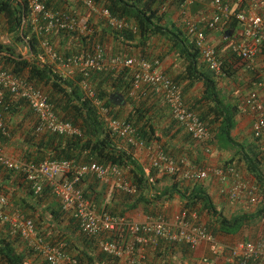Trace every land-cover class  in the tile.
Returning a JSON list of instances; mask_svg holds the SVG:
<instances>
[{"label": "trees", "instance_id": "obj_1", "mask_svg": "<svg viewBox=\"0 0 264 264\" xmlns=\"http://www.w3.org/2000/svg\"><path fill=\"white\" fill-rule=\"evenodd\" d=\"M43 1L48 10L69 12L79 21L87 22L89 27H95L96 31L90 36H83L77 30L65 31L58 28L49 33L43 28L46 25L43 19L39 24L42 28L36 30L37 26L32 23L30 10L26 5L15 0H0V23L4 19L1 23L3 31L11 36L9 44L0 43V68L21 75L29 83L45 90L57 116L80 128L81 134L65 136L50 130L39 132L37 126L40 121L27 100L6 92L0 108L5 125V131L0 129V144L9 151V144L15 136H19L21 143L19 147H15L16 150L12 154L36 165L46 160H71L78 164L97 162L117 166L127 178L137 184L138 194L119 192L114 183L101 184L95 175H87L77 185L83 195L95 202L100 210L105 209L115 215L126 214L131 217L128 212H135L140 205L148 212V206L158 207L157 200L166 201L172 197L170 194L177 192L185 199L183 208L196 211L199 222L213 235H235L248 227L254 228L255 233L243 239L255 241L262 237L264 207L254 213L226 216L217 208L213 197L203 185L208 179L187 180L179 174L174 175L171 177L178 181V185L172 186V193L169 190L165 194H158L156 190L153 197H148L150 188L145 169L150 165L152 156L143 150L149 160L145 165L136 157L139 151L136 147L118 148L116 138L108 130L104 117L99 114L100 109L96 107L94 100L86 95L80 84L84 78L83 74L77 71L72 76H64L55 72L51 63L50 65L43 62L40 58H24L22 53L17 52V46L27 45L28 40L31 51L37 54L42 49V39L47 38L65 58L74 52H93L98 44L109 54L155 57L162 62L176 54L178 60L184 64L183 70L176 76L166 73L181 87V95L189 110L197 113L208 127L211 136L205 144V150L209 153V158L202 155L203 158L197 159L193 156L194 148L203 147L204 143L192 138L185 129V123L174 117L171 105L161 94L154 91L152 86L144 84L135 94H131L135 77L128 68L116 65L105 71H91L87 79L95 91L96 98L100 99L104 106L111 108L110 114L113 118H124L131 122L137 127L143 140L148 144H160L164 151L175 159L186 157L195 165L204 167L214 165L210 156L234 150L233 157L225 159L220 167L234 166L243 180L257 187V201H252L249 190L237 200L247 197L251 203L259 204L263 200L261 192L264 190V173L261 169L264 162V145L254 135L256 142L250 143L235 136L236 117L241 111L237 104L229 102L226 95L222 94L217 77L234 78L235 90L246 92L241 102L243 107L250 91L264 82V42L257 54L256 64L249 67L248 61L228 49L229 42L222 41L217 50L223 65L221 72L216 74L208 68L201 52L191 42L188 29L182 24L184 15L174 11V4H171L168 10H163L166 0H93L96 5L103 6L112 16L126 23V27L120 29L102 19V30L97 29L91 21L90 8L83 0ZM175 4L180 5L176 2ZM203 9L204 3L192 6L194 16L201 14ZM224 26L221 31L223 34L233 33L238 28V23L226 22ZM207 33L210 31L207 30ZM110 42L113 44L112 49ZM152 50H157V53L152 54ZM239 73L241 78L238 77ZM199 81L204 84L201 97L192 102L188 101L185 93ZM19 116H23L20 121ZM180 139L186 145L177 144L176 141ZM248 147L251 152H247ZM242 162L246 163L247 175L238 167V163ZM152 172L159 174L156 168H152ZM234 176L232 174L230 180L236 179ZM38 185L41 186L39 191ZM53 190L46 177L34 180L22 169L0 166V193H5L10 198L8 212L19 210L28 218L34 219L48 243L63 244L64 250L76 258L78 264H130L102 252L96 238L81 229L79 222L72 216L71 211L63 208L59 196ZM11 205L14 206L12 210ZM114 237L118 238V235L113 234L112 238ZM150 248L154 250V254L152 258L147 257L149 264H173L171 261L178 252L181 260L187 261L188 264L195 263L196 249L189 245L159 239L157 246ZM34 253L20 237L9 233V226L0 227V264H24L28 259H36L38 264H50L46 260L35 258ZM161 260L164 263H161ZM252 264H264V259Z\"/></svg>", "mask_w": 264, "mask_h": 264}, {"label": "built area", "instance_id": "obj_2", "mask_svg": "<svg viewBox=\"0 0 264 264\" xmlns=\"http://www.w3.org/2000/svg\"><path fill=\"white\" fill-rule=\"evenodd\" d=\"M15 1L28 7L32 23L37 26L36 30L42 28L39 24L43 19L46 24L43 28L49 33L58 28L65 31L77 30L83 36H90L96 31L95 27H89L87 22L79 21L69 12L48 10L43 0ZM83 1L92 12L102 14L109 25L120 29L126 27L124 21L112 16L109 10L96 5L93 0ZM196 3H204V9L201 14L194 16L192 6ZM171 4L175 5L174 11L184 15L182 24L186 25L191 42L201 52L203 60L211 71L218 74L222 70L223 63L217 50V46L222 41L229 42L228 49L248 61L249 67H254L257 54L264 42V0H166L163 10H168ZM233 21L238 23V28L233 33L224 32L223 34L221 31L225 27L224 23ZM207 30L210 33H207ZM10 42L11 36L3 31L0 23V43L9 44ZM41 47V51L34 54L27 40L22 55L24 58L35 57L43 62L51 63L54 71L64 76H72L77 71L82 73L84 78L80 84L87 94L94 96V103L100 108L108 130L117 140L118 148L128 149V146H134L152 156L150 165L145 169L150 188L148 197L154 196L155 186L160 176L179 174L182 178L196 181L215 177L227 186L226 191L232 200L241 198L243 193L249 190L252 201H257L258 196L255 194L257 187L243 180L234 166H198L186 157L175 159L168 155L158 143L148 144L131 122L110 116L108 108L96 98L95 91L87 79L91 71H105L116 65L128 68L135 77L131 94H135L144 84L152 86L153 90L161 94L171 105L174 117L185 123V129L192 138L205 145L211 136L208 127L197 113L189 110L181 95V87L165 72L161 60L139 55L127 57L109 54L101 44L96 45L93 52H74L65 58L56 51L52 41L47 38L42 39ZM261 88L264 90V82L250 91L242 109L252 119L253 135L264 145V96L260 92ZM6 92L27 100L40 121L37 126L39 132L50 130L65 136L81 134L78 127L57 116L45 90L29 83L21 75L18 76L8 69L0 68V108L4 103ZM0 129L5 131L1 113ZM0 166L7 169H22L34 180L46 177L53 186L55 194L59 196L63 208L71 211L84 232L96 238L99 249L127 263L149 264L147 251L150 247H156L159 239L183 243L193 249L208 243L213 254H228L227 260L230 264H252L264 259V235L255 241L242 239L231 245L226 244L207 231L199 222L196 211L182 208L171 218L150 215L145 220L139 221L126 214L115 215L105 209H98L96 203L86 198L77 187L82 178L87 175L97 176L102 183H114L119 192L131 195L139 192L137 184L113 164L97 162L78 164L71 160H46L36 165L14 156L0 144ZM152 168H156L159 174H153ZM232 174L236 177L233 181L230 180ZM40 189L41 186L38 185V191ZM9 206V196L1 192L0 227L9 226V233L20 237L35 252V258L46 260L50 264H78L77 259L64 250L63 244L47 242L34 219L28 218L19 210L8 212ZM113 234L118 235V238H112ZM24 264L38 263L36 259H28Z\"/></svg>", "mask_w": 264, "mask_h": 264}, {"label": "crops", "instance_id": "obj_3", "mask_svg": "<svg viewBox=\"0 0 264 264\" xmlns=\"http://www.w3.org/2000/svg\"><path fill=\"white\" fill-rule=\"evenodd\" d=\"M102 15V14H101ZM103 16V15H102ZM104 17V16H103ZM103 17H100L99 14H95L92 15V19L91 21L93 23H96L97 28L100 30H102V28L104 27V23L102 21V19H104ZM219 33V32H218ZM112 49V42L109 43ZM159 44V41H158ZM153 45V43H152ZM155 45V43H154ZM151 52H153L152 54H156L157 50H152ZM139 53V52H138ZM181 60L177 58V55H172L171 57L164 59L163 63V67L164 70L166 72H168L170 75L176 76L178 73H180L183 68H184V64H182L180 62ZM201 67V66H200ZM201 69H203L201 67ZM205 69V68H204ZM203 69V70H204ZM240 77V73L239 76ZM220 83V88L222 91V94H225L228 101L229 102H233L235 104L238 105V107L240 108V113L238 114V116L236 117V130H235V136L237 138H239L240 140H248V143L250 142H256L254 141V137H253V133H252V119L251 117L242 109V99L244 97V95L246 94V92L241 91V90H235V81L233 77H217ZM241 78V77H240ZM254 89V88H253ZM204 90V84L203 81H199L191 90H189L187 93H185V97L188 101L191 100L195 101L198 98L201 97L202 93ZM260 92H262V95L264 96V90H260ZM228 102V103H229ZM23 116H19L18 120L20 121L21 118ZM20 138L19 136H15L14 139L11 141V143L9 144V146L11 147V149H8L10 153H14L16 148L15 147H19L20 144ZM177 144L179 145H186V143L183 142L182 139L176 141ZM247 143V144H248ZM12 146H14V148H12ZM214 149L216 150V147H214ZM201 150V151H200ZM247 152H251L249 147L247 149ZM146 152H143V150H139L136 153V157L138 158V160L145 164L149 161L147 159V156L145 155ZM206 156L209 158V153L205 150V145H203V147H196V149L194 148L193 151V156L196 157L197 159H199L200 157ZM234 155V150H230V151H226V152H222L219 153L213 157H210L211 162L215 165V166H221L223 165V163L225 162V159H230L232 158ZM143 156V158H142ZM238 167L241 169L242 173L244 175H247V169H246V163L242 162V163H238ZM262 171L264 173V162L262 164ZM178 185V181L176 179H174L171 176L165 175V176H160L158 179V183L155 186V190H157L158 194H165L167 192L172 193V186L173 185ZM205 189L211 194V196L213 197V200L217 206V208L224 212V214L226 216H233L236 214H242V213H254L260 210L261 207H264V190L261 192L262 195V201L259 204H253L249 201V199L247 197H244L240 200H232L226 189L227 186L222 184L218 179H213L210 178L208 179L205 184ZM181 185H179L180 187ZM182 190H184V187L182 188ZM170 197L168 200H157V204L158 207H156L155 205L152 206H148V209L146 211H144V207L142 205L139 206L138 210H135V212H128L131 214V217L139 220V221H143L145 220L148 216L150 215H163L164 217H172L173 214H175L176 212H178L179 210H181L184 206H185V199L182 197L183 195L178 194L177 192H174V194L172 193V195L170 194ZM104 206V205H103ZM105 207V206H104ZM66 224V223H64ZM254 228H243L239 233L232 235V234H225V233H219L216 237L219 241L224 242L226 244H234L235 242L242 240L243 238H245L247 235L251 236L255 233L254 232ZM147 254L149 257L152 258V255L154 254V250L152 248H149V250L147 251ZM227 256L228 254H220V255H215L211 252L210 250V245L208 243H203L201 244L194 253V259L196 263H199L201 261L203 262H208L209 264H230L227 260ZM158 259L155 260V262L157 263ZM161 263H164V261Z\"/></svg>", "mask_w": 264, "mask_h": 264}, {"label": "rangeland", "instance_id": "obj_4", "mask_svg": "<svg viewBox=\"0 0 264 264\" xmlns=\"http://www.w3.org/2000/svg\"><path fill=\"white\" fill-rule=\"evenodd\" d=\"M4 20V19H3ZM2 20V21H3ZM2 21H1V23H2ZM2 29L4 30V27L2 26ZM25 51V49H24V46L23 45H19V46H17V52H20V53H22V52H24ZM145 155H147L146 153H145ZM211 157V156H210ZM142 158H143V156H142ZM12 208V207H11ZM180 257H181V255L179 254V252L177 253V255H175L174 257H173V261H171V263H173V264H188V262L187 261H183V260H181L180 259ZM38 260H41V259H39V258H37ZM36 262H37V260H36ZM39 262V261H38ZM194 264H199V263H194ZM200 264H209L208 262H203V261H201L200 262Z\"/></svg>", "mask_w": 264, "mask_h": 264}, {"label": "clouds", "instance_id": "obj_5", "mask_svg": "<svg viewBox=\"0 0 264 264\" xmlns=\"http://www.w3.org/2000/svg\"><path fill=\"white\" fill-rule=\"evenodd\" d=\"M103 7V6H102ZM89 12H90V14H92V15H94V14H96V12H92L90 9H89ZM90 17H92L91 15H90ZM104 19H105V17H104ZM95 25H96V23H94ZM97 26V25H96ZM166 72V71H165ZM85 93H86V91H85ZM86 95L88 96V97H90V98H92L93 99V97L92 96H90L89 94H87L86 93ZM96 96V95H95ZM100 100V99H99ZM95 104V103H94ZM96 105V104H95ZM103 105V104H102ZM96 107H98L97 105H96ZM105 107L106 108H108V110H109V114H110V111H111V108H109L108 106H106L105 105ZM99 108V107H98ZM100 109V108H99ZM99 114L102 116V114H101V112H100V110H99ZM110 116H111V114H110ZM112 117V116H111ZM124 119V118H123ZM64 121V120H63ZM67 122H69V121H67ZM72 125H74L72 122H70ZM75 126V125H74ZM79 130L81 131V129L79 128ZM101 182V181H100ZM101 184H106V183H102L101 182ZM156 191V190H155ZM11 210L14 208V206L13 205H11Z\"/></svg>", "mask_w": 264, "mask_h": 264}]
</instances>
